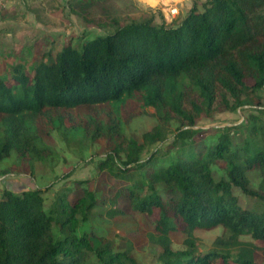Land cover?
<instances>
[{"label":"trees","instance_id":"obj_1","mask_svg":"<svg viewBox=\"0 0 264 264\" xmlns=\"http://www.w3.org/2000/svg\"><path fill=\"white\" fill-rule=\"evenodd\" d=\"M158 16L159 23L155 15L131 20L79 47L48 54L29 71L16 65L0 75V162L15 155L3 174L32 177L51 156V148L39 145L40 124L67 144L112 138L114 147L99 165L121 182L107 197L87 191L71 202L66 194L55 195L49 211L43 195L50 185L3 190L0 264H91L90 256L100 264H138L126 251L113 253L96 235L76 233L94 209L119 198L138 214L153 216L156 210L148 238L161 249L159 264H255L256 253L264 263V121L224 126L214 143L199 149L193 141L194 118L207 114L217 97L241 106L243 94L264 88V0H207L200 9L193 4L176 23ZM127 102L154 109L162 122L169 115L184 122L169 147L173 157L158 146L164 142L161 125L143 133L140 142L116 141ZM82 107L99 110L86 126L76 111ZM240 129L245 135L236 143L232 132ZM213 165L224 179H213ZM253 170L260 176L257 192L246 177ZM232 188L255 205L241 207ZM216 228L222 233L213 248L197 254L194 232ZM175 232L184 236L179 250L171 247Z\"/></svg>","mask_w":264,"mask_h":264},{"label":"rangeland","instance_id":"obj_2","mask_svg":"<svg viewBox=\"0 0 264 264\" xmlns=\"http://www.w3.org/2000/svg\"><path fill=\"white\" fill-rule=\"evenodd\" d=\"M207 0H0V75L8 72L13 66L21 65L26 71L46 58L54 55L66 46L79 47L85 41L97 36L111 33L117 25H123L131 20H140L155 15V21L160 22V13L166 24L181 20L193 4L200 9ZM251 83L250 80H246ZM225 105L219 97L216 98L207 114L194 118L195 131L193 141L196 149L211 145L224 126H237L243 122L258 123L264 121V88L256 94L241 96V106L229 97ZM189 110V107L186 106ZM80 125L86 126L88 118L96 116L98 107H82L76 110ZM100 118V117H99ZM121 136L116 141L125 146L126 141H141L143 133L153 128H162L164 142L159 143L173 157L169 149L173 136L184 122L174 115H169L165 122L159 119L152 108L141 109L136 102H127L121 107ZM92 129L91 124H89ZM233 138L240 143L245 130L233 131ZM247 133V132H246ZM39 145L53 150L51 156L43 163L36 165L32 177L24 175L3 174L2 171L11 167L15 159L12 154L0 162V194L7 189L13 193L35 188L50 189L43 195L44 209L49 211L55 195L66 194L71 202L77 195L84 192H96L107 197L121 185L101 169L100 161L114 147V140L101 137L92 142L89 140H70L67 144L55 132H48L38 125ZM155 145L146 152L152 151ZM124 155V154H123ZM123 155L121 157H123ZM145 155V153H144ZM143 155V156H144ZM168 160L161 164L167 163ZM215 181L224 179L222 170L211 166ZM248 188L258 191L260 176L253 170L246 174ZM238 203L243 208H252L255 200L239 189L232 188ZM118 210L120 213L108 216L107 211ZM154 217L134 212L128 203L119 198L115 204L97 207L85 223L79 224L77 234L89 233L101 238L107 243L113 253L126 251L138 264H159L160 247L152 243L148 235L153 232ZM220 228L210 231L196 230L195 250L204 254L213 248L214 240L221 235ZM171 247L174 250L182 248L184 236L175 232L170 234ZM248 241V237H241ZM91 264H100L90 256ZM255 264H264L261 256L254 255Z\"/></svg>","mask_w":264,"mask_h":264}]
</instances>
